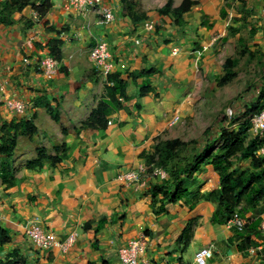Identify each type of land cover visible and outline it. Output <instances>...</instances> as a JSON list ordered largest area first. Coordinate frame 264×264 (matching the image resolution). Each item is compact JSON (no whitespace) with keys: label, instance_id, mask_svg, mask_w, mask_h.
Returning <instances> with one entry per match:
<instances>
[{"label":"crops","instance_id":"0c3cea01","mask_svg":"<svg viewBox=\"0 0 264 264\" xmlns=\"http://www.w3.org/2000/svg\"><path fill=\"white\" fill-rule=\"evenodd\" d=\"M198 1L195 8L201 13L195 21H190L189 12L183 25L170 27L165 24L169 16L156 14L148 19L156 28L150 34L141 29L144 21L137 16V7L127 10L129 1L124 0L102 1L113 10V21L103 20L98 9L89 7L80 14L68 9L66 0H52L57 13L47 15L46 26L44 20H33L31 13L32 27L19 21L0 28V124L27 119L38 127L34 139H19L16 161L21 167L12 186L4 183L8 173L0 170V227L11 237L10 243L0 245V261L120 264L121 248L141 234L148 241L144 257L150 264H196L195 256L204 247L214 251L209 264H252L257 259L258 253L250 250L254 246L239 251L234 228L211 224L215 205L199 193L175 204L164 203L165 210L158 213L162 203L150 195L156 179L119 180L122 172L145 166L141 154L152 153L158 139L176 135L169 124L184 115L182 100L186 83L195 75L194 62L209 74L223 70L227 59L220 64L216 51L233 31L227 32L221 12L231 8L226 0L224 6L223 1ZM53 25L67 31L60 37L64 42L60 68L47 76L39 60L47 56L46 45L56 36L47 30ZM103 39L111 46L112 74H121L126 83L121 102L128 112H111L107 129H83L106 96L104 78L89 58L90 49ZM136 39L142 44L135 45ZM27 58L31 65L24 63ZM144 70L156 73L134 80ZM14 98L26 104L24 114L8 110L7 101ZM47 106L54 112H48ZM41 149L58 155L61 162L27 169L25 164ZM35 218L61 241L75 232V243L66 252L38 249L26 236V226ZM103 218L107 221L97 231ZM89 222L93 224L86 229ZM263 241L260 237L256 246L260 248Z\"/></svg>","mask_w":264,"mask_h":264},{"label":"trees","instance_id":"16d2710c","mask_svg":"<svg viewBox=\"0 0 264 264\" xmlns=\"http://www.w3.org/2000/svg\"><path fill=\"white\" fill-rule=\"evenodd\" d=\"M226 1L227 7L235 9L233 6V3L235 4L234 0ZM199 4L198 0H183L178 7L174 8V1L169 0L161 13L173 17L175 23L181 26L184 23V16ZM29 6L37 12L42 21L44 20L45 26L49 23L45 20L47 15L57 13L52 0H4L0 6V25H12L16 22L15 16L17 14L21 15L22 11ZM236 11L238 13L244 12L243 9L242 11L241 9ZM243 17L244 15L241 14V19ZM221 18L224 20L228 18L225 9L221 12ZM28 23H31L28 27H32V21L29 20ZM47 30L56 34L46 45L47 52L53 58L61 61L64 42L60 37L67 30L61 29L58 31L54 25L48 27ZM231 30L233 33L235 32V35L237 34L236 30H233V28ZM243 55L242 53L241 56ZM238 64V58H228L225 61L223 65L224 75L220 78L219 85H226L236 78L237 74L234 69ZM155 73V70H144L135 75L134 80L150 77ZM108 81L113 82L114 86L106 84L105 98L83 123V129H107L108 116L111 112L121 110L128 112V108L120 101V99L126 97V83L122 80L121 74L109 75ZM263 109L264 85L259 95L250 104L246 105L243 111L226 118L227 125L221 129L219 136L212 141L213 144L207 142L203 148L195 152L192 151L188 156H182L194 142H185L179 138L172 140L158 139L152 153H142L141 157L146 159L145 166L148 174H152L156 168L162 169L167 174L166 179H156L157 182L150 187V195L153 200L159 199L162 203L158 213L165 210L164 203L175 204L189 197L190 194L192 195L193 193H190L191 190L188 187L189 182H192L204 167L211 166L219 174L217 188L205 194V199L215 205L211 224L226 225L237 214L245 221V227L242 231L234 229V241L239 242V251L242 252L256 246V241L261 237L259 230L260 217H254V215L264 212V156L258 154L260 147L264 144V139L254 138L248 142L246 141L251 127V120ZM47 110L48 112H54L50 106H47ZM54 117L57 118L56 114ZM37 134L38 127L33 120H11L0 124V155L6 159L4 166L9 170L7 171L8 175L6 174L3 177L4 183L8 187L13 185L14 174L21 167L19 164L17 165L19 161H16L19 139L22 137L32 140ZM208 134L207 131L204 132L205 136ZM217 142H221V145L214 152L213 146ZM62 148L65 151V145ZM60 150H57V154ZM233 158L235 159L233 160ZM245 161H250V166L243 168L238 162ZM47 162L56 164L61 162V159L58 155L51 156L47 150L41 149L38 151L37 157L28 161L25 167L30 170H40ZM250 214L251 216H249ZM106 221L107 219L103 218L98 222L97 231L103 228ZM92 224L93 222L87 223L85 228H91ZM10 242V235L0 227V245ZM0 264H15V262L7 259L0 261Z\"/></svg>","mask_w":264,"mask_h":264},{"label":"rangeland","instance_id":"374dc122","mask_svg":"<svg viewBox=\"0 0 264 264\" xmlns=\"http://www.w3.org/2000/svg\"><path fill=\"white\" fill-rule=\"evenodd\" d=\"M3 1L0 0V6ZM124 1H129L127 2V10L137 7V16L146 21L149 18H153L156 14H160L169 0ZM173 1L177 5H180L183 0ZM215 1L224 2L223 6L225 4V0ZM234 1L235 4L233 6L235 9H229L227 11L228 18L222 21L229 28L227 32L232 34L231 28H233V30L237 31V34L235 35L234 32L228 38H224L216 54L220 55V64L224 63L228 58L239 59V64L234 69L237 76L230 83L221 86L219 85V81L224 75L223 70L218 74H209L201 68V63L196 65V62H194L195 75L190 82L186 83V98L184 97L182 100V102H185L186 108L183 113L184 115L182 117L177 116L178 120H174L169 124L176 135L171 134L165 138V140L179 138L185 142H194L191 144L190 149L184 152L182 156H188L192 151L195 152L203 148L207 142L213 144L212 141L219 136L221 129L227 125L226 118H230L235 113L243 111L245 106L250 104L259 95L264 85V0ZM130 2L135 5H132ZM175 3L173 5L174 8ZM241 7L244 12H236L237 8ZM31 13L33 20L38 21L34 19L36 15L34 9L29 6L22 11L21 15L17 14L15 16L16 22L11 26L19 21L26 26L31 25V23H28ZM200 13L198 9L194 8L190 12V21H195ZM240 14L244 15L243 19L240 18ZM236 18L240 21H235ZM165 19L167 20L165 21L166 25L170 27L175 25V21L171 16ZM3 26L1 24L0 28ZM241 39L242 41H240ZM242 53L244 54L243 56H241ZM205 131L209 133L206 136L204 135ZM168 133L169 131L167 130L166 134ZM254 138L253 134L248 131L246 142ZM25 141L27 140L25 139ZM220 145L221 142L215 143L213 151L215 152ZM5 163V158L3 161H0V170L7 173L9 170L5 168ZM238 163L243 168L250 166V161ZM218 177L219 174L211 166L204 167L193 181L189 182L188 187L191 193L197 192L199 193L198 196L205 197V194L217 188ZM254 217H259V213H256Z\"/></svg>","mask_w":264,"mask_h":264},{"label":"built area","instance_id":"2783aa9c","mask_svg":"<svg viewBox=\"0 0 264 264\" xmlns=\"http://www.w3.org/2000/svg\"><path fill=\"white\" fill-rule=\"evenodd\" d=\"M102 0H66V7L72 11L80 14L86 13L88 8L98 9V13L106 21H113L115 19L113 10L106 6H100ZM35 19H38L36 13ZM143 33L150 34L155 31V23L147 20L142 24L141 27ZM135 45H141L142 40L136 39ZM206 49V48H205ZM90 60L94 63L96 70L101 74L105 80L112 73L114 68L113 55L109 42L105 39L97 42V44L90 49L89 52ZM24 63L28 66L31 65L30 59L24 60ZM40 68L47 76H53L59 69V62L51 56H45L40 61ZM109 85L113 86L111 82ZM122 101V100H121ZM8 110L17 114H24L27 107L23 100L14 98L7 101ZM179 117V116H178ZM178 117L172 121H177ZM109 125L111 122L108 123ZM250 132L255 138L264 139V109L254 116L251 120ZM258 154L264 156V144L260 147ZM153 178L157 180H164L167 178V174L162 169H155L152 174H148L146 166L141 167L138 170H129L122 172L119 175V180L128 183L140 182L144 178ZM231 228H236L242 231L245 227V221L241 219L237 214L232 220L228 222ZM259 230L261 238L264 240V213L260 216ZM26 236L35 244L38 249L41 250H52L59 248L61 251H68L77 239L75 232L69 234L66 240L61 241L57 235L51 231L48 227H45L43 223L35 218L26 226ZM148 241L144 234H141L138 238L131 241L128 246L121 248L119 252L120 264H150V262L144 257V253L147 250ZM254 246L250 250L252 253H258L257 259L252 264H264V241L261 242L260 248L257 247L255 251ZM255 251V252H254ZM214 257V251L210 247H204L198 251L195 256L196 264H209V261Z\"/></svg>","mask_w":264,"mask_h":264},{"label":"clouds","instance_id":"9594fccd","mask_svg":"<svg viewBox=\"0 0 264 264\" xmlns=\"http://www.w3.org/2000/svg\"><path fill=\"white\" fill-rule=\"evenodd\" d=\"M103 1V0H102ZM102 3V2H101ZM101 6H103V5H101ZM35 13H37V12H35ZM38 15V14H37ZM115 16V15H114ZM35 19V18H34ZM38 21H40L41 19H40V16L38 15V19H37ZM104 20V19H103ZM147 21V20H146ZM145 22V21H144ZM144 22H142V23H144ZM49 54H47V56H48ZM50 56V55H49ZM52 57V56H51ZM90 58V57H89ZM43 59V57L39 60V62L41 61ZM57 60V59H56ZM58 62H59V68H60V61L58 60ZM94 64V63H93ZM95 69H96V67H95ZM59 70V69H58ZM58 72V71H57ZM96 72H97V70H96ZM98 73V72H97ZM99 74V73H98ZM112 74V73H111ZM110 74V75H111ZM101 77H103L101 74H99ZM104 78V77H103ZM104 81H105V83L107 84V85H109V83H111V82H109L108 81V77H107V80H105V78H104ZM113 83V82H112ZM114 84V83H113ZM109 86H111V85H109ZM114 86V85H113ZM112 86V87H113ZM120 101H121V99H120ZM109 123V122H108ZM235 229V228H234Z\"/></svg>","mask_w":264,"mask_h":264}]
</instances>
